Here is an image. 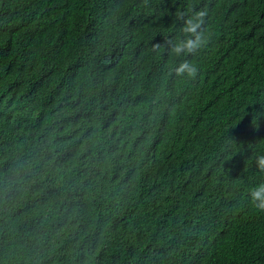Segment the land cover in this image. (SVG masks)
Returning a JSON list of instances; mask_svg holds the SVG:
<instances>
[{
    "label": "trees",
    "instance_id": "trees-1",
    "mask_svg": "<svg viewBox=\"0 0 264 264\" xmlns=\"http://www.w3.org/2000/svg\"><path fill=\"white\" fill-rule=\"evenodd\" d=\"M260 155L264 0H0V264H264Z\"/></svg>",
    "mask_w": 264,
    "mask_h": 264
},
{
    "label": "clouds",
    "instance_id": "clouds-1",
    "mask_svg": "<svg viewBox=\"0 0 264 264\" xmlns=\"http://www.w3.org/2000/svg\"><path fill=\"white\" fill-rule=\"evenodd\" d=\"M207 11L201 9L195 11L192 16L184 21L181 32L185 35L183 40L177 42L171 48L173 54L180 56L182 54H195L199 49L207 44L203 31H198L204 25ZM154 48L160 47L159 44L153 45ZM177 76L187 75L189 78H195L198 75V67L184 60L175 68ZM256 166L261 173H264V155L256 158ZM250 202L260 213H264V183H261L249 191Z\"/></svg>",
    "mask_w": 264,
    "mask_h": 264
}]
</instances>
